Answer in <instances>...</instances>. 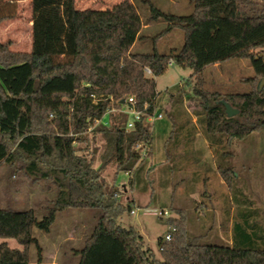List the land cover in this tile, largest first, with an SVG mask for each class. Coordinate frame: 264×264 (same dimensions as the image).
I'll return each instance as SVG.
<instances>
[{
  "label": "trees",
  "instance_id": "trees-1",
  "mask_svg": "<svg viewBox=\"0 0 264 264\" xmlns=\"http://www.w3.org/2000/svg\"><path fill=\"white\" fill-rule=\"evenodd\" d=\"M5 1L27 0H0V22L12 18L1 13ZM28 1L30 53L12 52L0 43V167L20 164L30 179L51 182L57 195L41 220L34 210L0 209V239L16 240L22 247L0 244V264H32L33 247L38 251L36 264H43L35 230L49 234L58 214L68 209L102 212L83 249L76 252L79 264H264V230L251 224L253 205L243 211L232 193V231L238 230L239 240L233 234L231 246L205 244L202 237L189 235L184 218H174L169 220L174 228L170 239L159 241L162 259L157 260L144 249L136 229L119 225L118 220L133 211V202L120 203L118 190H107L103 177L109 166H116L130 174L133 191L146 174L156 171L164 175L162 184H173L174 174L185 171L177 164L179 148H173L174 157L159 159L157 142L160 135L168 141L178 131L177 141L186 139L188 152L195 156L182 159L196 167L188 197L197 192V185H207L212 171L231 189L237 172L225 144L264 132V89L258 91L264 57L255 54L264 49V6L249 0H190L192 13L181 16L150 3L144 16L130 1L107 10L84 11L76 8V0ZM161 25L165 27L155 35L153 50L134 53L139 42L149 39L147 33ZM177 30L183 34V47L160 53V40ZM231 60L251 64L253 76L245 80L250 90L212 92L204 78L206 69ZM170 65L193 72L197 79L193 96L184 98L181 84L166 94L157 91L156 79ZM130 98L137 101L138 110L147 107L148 113L156 112L162 119L148 124L143 117L127 131L129 116L117 111L124 110ZM186 103L191 111L184 110ZM226 104L238 115L229 118ZM190 114L197 117L199 130L193 128L184 138L177 122ZM106 116L109 124H101ZM98 138L103 153L96 170L91 143ZM154 159L157 164L151 167ZM171 160L177 169L169 168L166 162ZM237 212L242 226L236 225Z\"/></svg>",
  "mask_w": 264,
  "mask_h": 264
},
{
  "label": "rangeland",
  "instance_id": "rangeland-1",
  "mask_svg": "<svg viewBox=\"0 0 264 264\" xmlns=\"http://www.w3.org/2000/svg\"><path fill=\"white\" fill-rule=\"evenodd\" d=\"M123 1L137 3L144 16L150 11V3L172 14L182 16L192 13L190 0H76V8L80 11L107 10ZM249 1L264 6V0ZM1 13L12 18L0 22V43L7 46L12 52L30 53L32 28L30 1L18 3L5 1L2 3ZM164 27L165 25H161V28L160 26L154 27L155 30L147 33L149 39L139 42L133 48V52L152 51L153 39ZM183 43V34L177 30L160 40L158 49L160 53L165 54L173 49L180 50ZM255 54L264 55V49L255 51ZM192 75L193 72L190 70L170 65L168 71L156 79L157 91L166 94L168 89L181 84L185 92L184 98L193 96L197 79L192 78ZM252 76L251 64L243 60H231L222 65H215L206 69L204 73L207 87L212 92L236 94L246 93L250 90L251 86L245 80ZM168 104V101L165 100L164 105ZM191 109L190 105L186 103L184 110L188 112ZM180 121L185 122L183 118ZM180 121L177 122V127L181 124ZM101 124L108 125L109 117L106 116ZM213 136L214 139H218V135ZM178 138V131L174 134V138L168 141L164 140L162 135L158 137L157 145L161 148L159 159H166V155L174 157L173 148H179V151L182 152L176 155L181 160L195 157L194 152H188L186 139L177 141ZM229 142L231 145L225 144L226 150L232 155L229 158L237 172L233 186L231 189L228 188V185L221 186L222 178L212 171L207 185L202 182L196 186L198 192L194 198H189L187 194L192 173L187 169L182 174L174 172L173 184H162L160 177L164 175L158 171L155 174L151 173L149 177L146 174L135 191L129 185L130 174L117 171L116 166H109L103 172L106 189L118 190L119 201L124 205L133 202L132 210L135 213H125L118 220L119 225L125 229H136L143 237L144 249L150 251L157 260L162 259L159 241L166 239L174 230L173 226L169 224V220L174 218H184L189 235L202 237L205 244L231 246L233 234L236 236L235 239L239 240L238 230L232 231L233 219L230 216V209L235 205L233 197L238 201L237 206L243 211H250L249 207L253 205L251 224L258 225L264 230V132L253 135L246 141L232 140ZM91 144L97 149L94 163V168L97 170L101 166L102 143L98 138L95 144L94 142ZM215 156L218 155L213 157ZM166 163H169V168L175 166L172 160ZM150 164L151 167L156 165L157 160L150 161ZM177 168L175 166V169ZM230 191L234 194L233 197L229 196ZM56 195V188L51 182L30 179L20 164L14 167H0L1 210H34L38 219L41 220L46 215L51 202L56 199ZM155 210H166L170 216L160 218L150 214ZM179 212H182L183 215L179 216ZM101 215L102 212L98 209H68L58 214L49 234L35 230V237L43 250V264H79L80 257L76 255V252L83 249L85 241L93 233ZM235 217L236 225L242 226V216H239L237 212ZM2 243H7L11 249L22 250L16 240L0 239V244ZM261 247L264 248V245ZM31 256L32 264H36L38 259L36 247L32 248Z\"/></svg>",
  "mask_w": 264,
  "mask_h": 264
},
{
  "label": "built area",
  "instance_id": "built-area-1",
  "mask_svg": "<svg viewBox=\"0 0 264 264\" xmlns=\"http://www.w3.org/2000/svg\"><path fill=\"white\" fill-rule=\"evenodd\" d=\"M147 73L151 75L150 70H147ZM137 104L138 103L134 98H130L128 101L127 107L122 111H117L118 113H124V114H127L129 116V119H128V122L126 125L127 131L134 130L136 123L141 122L143 117L146 118V122L148 124H153L157 120L162 119V115H157L156 112L153 114L148 113L147 107L143 111L138 110ZM112 112H116V111L113 110ZM131 213L134 214L135 212L132 211ZM150 214H153V215L158 216L160 218L170 216L169 212L166 210H155V211H152ZM166 239L169 240L170 238L166 237Z\"/></svg>",
  "mask_w": 264,
  "mask_h": 264
},
{
  "label": "crops",
  "instance_id": "crops-1",
  "mask_svg": "<svg viewBox=\"0 0 264 264\" xmlns=\"http://www.w3.org/2000/svg\"><path fill=\"white\" fill-rule=\"evenodd\" d=\"M184 121L185 122L180 121L181 124L179 125L178 130L180 132H182V135L181 136H183L184 138H186L189 135L190 131L193 128H196L197 127L196 126L197 125V117L190 114L189 116H185ZM186 122L188 123V125H184V123H186ZM196 129H197V131L199 130V128H196ZM178 153H182V152L179 151ZM209 153H210V155H212L213 154V149L210 148L209 149ZM178 158H179V161H177V164H179L178 165L179 169H183V170L187 169L189 171H194L196 169V167L195 166H192V164L189 163L188 161L187 162H185V161L183 162V160H181L180 157H178ZM204 160H205V158H204ZM220 185L221 186H225L227 184L222 180V182L220 183ZM197 192L195 194L191 195L189 198L196 197ZM229 196H231V191H230V195ZM209 197H211V196H209Z\"/></svg>",
  "mask_w": 264,
  "mask_h": 264
},
{
  "label": "water",
  "instance_id": "water-1",
  "mask_svg": "<svg viewBox=\"0 0 264 264\" xmlns=\"http://www.w3.org/2000/svg\"><path fill=\"white\" fill-rule=\"evenodd\" d=\"M261 57H264V55H262ZM264 89V79L261 80L258 84V91H262ZM226 113L228 115L229 118L235 117L236 115H238V111L234 110L231 106L226 104ZM94 153L97 154V149L94 148Z\"/></svg>",
  "mask_w": 264,
  "mask_h": 264
}]
</instances>
